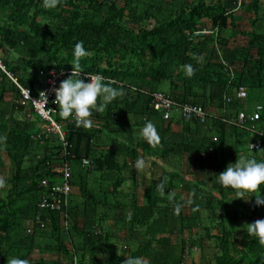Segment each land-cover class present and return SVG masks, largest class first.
<instances>
[{"label": "trees", "instance_id": "16d2710c", "mask_svg": "<svg viewBox=\"0 0 264 264\" xmlns=\"http://www.w3.org/2000/svg\"><path fill=\"white\" fill-rule=\"evenodd\" d=\"M38 1L0 0V14H15L0 25V49L25 54L18 62L1 59L14 79L35 94L42 84L38 71L72 70L74 45L82 40L89 55L81 59V72L100 74L105 83L122 86L125 95L104 111L93 110L91 127L78 125L75 115L64 118L59 108L56 120L65 130L64 144L56 136L34 137L39 116L29 103H19V89L0 71V106L6 104L0 109V134L6 137L0 145L13 170L8 191L4 196L0 192V264H8L12 256L31 264H61L62 255L70 264H122L127 255L141 256L148 264H176L194 244L203 253L201 264H264V242L247 233V223L264 218V205L257 206L254 195L234 198L236 190L217 179L241 153L264 159V0H143L144 9L129 0L121 5L118 0H59L69 7L61 10L40 8ZM203 30L208 33L195 34ZM188 65L195 69L192 75ZM240 90L245 98L237 97ZM158 91L177 105L202 107L205 121L164 120L152 106ZM258 105L260 134L250 131L249 123L237 122L240 112L249 116ZM147 120L156 125L158 143L133 136ZM172 123L180 131H173ZM119 135L139 143L122 144ZM257 139L262 147L250 150ZM155 145L166 158L193 155L196 163L188 170L194 179L167 172L159 163L152 168L146 161L145 169L150 166L158 175L147 176L139 206L134 190L126 195L119 188L134 161ZM83 160L92 166H84ZM65 163L72 188L88 198L79 227L71 192L66 229L59 213H43L38 219L37 207L48 190L42 181L52 186L56 170ZM169 166L178 171L183 163ZM208 167L211 171L200 179L197 172ZM165 178L162 196L157 184ZM207 179L213 189L209 195L204 192ZM182 187L189 190L190 207L176 192ZM177 203L183 205L179 215ZM117 229L124 235L121 251L111 240ZM48 236L55 238L54 246ZM173 236L179 238L175 246Z\"/></svg>", "mask_w": 264, "mask_h": 264}, {"label": "clouds", "instance_id": "9594fccd", "mask_svg": "<svg viewBox=\"0 0 264 264\" xmlns=\"http://www.w3.org/2000/svg\"><path fill=\"white\" fill-rule=\"evenodd\" d=\"M58 3L59 0H43L44 7L49 9L55 8ZM73 54L71 74L61 80L55 89L56 103L60 106V112L64 118L75 115L78 117V125L91 127L93 122L90 117L93 110L104 111L117 97L125 95V90L122 86H114L112 82L105 83L104 78L99 74H85L87 79L81 78V59L89 55L82 40L75 43ZM194 71L195 69L191 65L187 66L188 75H192ZM101 97L102 102L98 103V98ZM140 131L147 141L154 144L159 142V133L151 120L145 121ZM5 139L6 137L0 134V141ZM249 146L252 149L251 145ZM135 166L138 169H143L146 166V161L143 158H138ZM217 179L223 187L236 190L234 198L249 200L254 195L255 204L257 206L264 205V191H262V186H264V159L257 160L255 156L241 153L238 159L229 163L219 173ZM166 180L167 178L157 184V189L162 196L165 195ZM4 186L5 181L0 178V187ZM174 195L173 193L168 198L174 199ZM192 202L189 200V203ZM182 208L183 205L177 203L174 209L175 213L179 215ZM247 224V233L264 242V218L256 219ZM125 257L122 264H148V261L141 256L127 255ZM8 264H31V261L28 258L12 256L8 260Z\"/></svg>", "mask_w": 264, "mask_h": 264}, {"label": "built area", "instance_id": "2783aa9c", "mask_svg": "<svg viewBox=\"0 0 264 264\" xmlns=\"http://www.w3.org/2000/svg\"><path fill=\"white\" fill-rule=\"evenodd\" d=\"M204 33H208V31L203 30L201 32H196L195 34L198 35ZM0 71L4 72L19 89L21 96L19 103L22 105L29 103L32 106L34 112L39 116L41 120V128L34 137L42 138L56 136L57 138H59V140L66 144L65 130L63 128V125L58 120H56V115L59 113L60 106L56 103L55 89L59 86L61 80L65 79L66 76L71 74L72 70L56 68H50L49 70L40 69L38 71V76L42 78V84L41 86H39L35 94L30 88L20 85L14 79L12 74L6 70V67L1 59ZM85 74L88 73L81 72V78L87 79ZM88 75H97V73ZM246 96L247 95L244 90H240L237 92L238 98L242 99ZM152 97V106L154 110L160 112L164 120H170L174 116L180 118L194 117L201 122H204L206 119V113L200 106H192L188 104L177 105L175 102H173V100L167 93L161 91L155 92ZM261 110L262 107L258 105L249 116H246L244 112H240L237 117V122L240 125L249 123L248 129L253 133L260 134V131L256 125V121L259 118V113ZM249 145H251L252 147L251 149L249 146L250 150H259L262 147V141L261 139H257L256 141L251 142ZM83 165L92 166V163L90 162V160H83ZM56 172L58 173V177L56 182H54L52 186H49V182H47L46 180L42 181V184L48 190L41 196L37 204L38 219H40V215H42L43 213H59L62 216V226L66 229L68 227L69 216L68 198L72 192V185L70 184L71 169L69 164L65 163L60 168H58ZM40 224L41 227L45 226L44 221H42ZM73 264H76V262L74 261Z\"/></svg>", "mask_w": 264, "mask_h": 264}, {"label": "rangeland", "instance_id": "374dc122", "mask_svg": "<svg viewBox=\"0 0 264 264\" xmlns=\"http://www.w3.org/2000/svg\"><path fill=\"white\" fill-rule=\"evenodd\" d=\"M129 1L133 5V7L139 6L140 3H142L141 8L143 7V9L146 8V6H147V4L145 2H143V0H129ZM118 2L121 5V2H123V1L122 0H118ZM38 3H39L40 8H44L43 0H39ZM169 7L172 8V5H169ZM61 8L65 9V8H69V7L59 1L58 5L55 8H51V9H53V10H61ZM170 8L167 7L168 10H171ZM30 13L31 14L33 13V9L30 11ZM10 15H12L13 17L15 16V14H10ZM10 15L8 14L7 11L6 12H2L0 14V25L2 23H4V22L9 21L10 20V17H9ZM63 16H67V15L66 14H62V17ZM144 22H145L144 25H148L149 22H150V20L149 19H146V21H144ZM133 25L134 24H132V26ZM136 25H134V26H136ZM23 56H25V54H23V52L21 50H12V49L8 48L7 46H4L3 49L2 48L0 49V59L12 58L13 59V62H18V61L21 60V58ZM38 86H39V84H38ZM4 106H6V104L5 103H2V105L0 106V109L3 108ZM32 117H34V114L31 115V118ZM36 126H37V128H39L38 129V131H39L40 128H41V122L40 121H37L36 122ZM123 138H124V136L123 137H120V139H121L120 142L121 143L124 141V140L122 141ZM2 143L3 142H1V145H0V156L3 157L4 167H3L2 170H0V178H2L5 181V186L4 187H0V189H1L0 192H1V196H4L6 194V192L8 191V187H9L8 186V182H7V179H9V177H10V175H11V173H12L13 170H12L10 161L7 159V155H6L5 150H4V145ZM183 166L184 167H182V166L181 167L184 170H186L187 168L190 167V164L188 162H184ZM133 168H134L133 172H137V173L140 174L141 172L144 171L145 173H147L146 174V178H147V176L149 177V175H151V174H152V177H154V174L156 176L158 175L154 171L149 170L151 168L145 169V167H144L143 169H138V168H136L135 165H134ZM187 171L189 172V170H187ZM128 181H131V180H128ZM175 182H177V178H175L173 180V184ZM211 186H212V183L210 181L208 183H205L204 192H205L206 195H209V193L210 194L213 193V189L211 188ZM72 190H73V196H74V198H73L74 199V203L76 202V206H77V208L75 209L76 210V215H77L75 217V219L80 222V226L79 227H81V223H82V220H83V212L85 210V206H84L83 203L85 202L86 199L88 200V198H85L84 195L81 194V191L78 189V187L73 186ZM139 197H140V195L138 197L136 195V203L137 204L139 202ZM261 213H262V215L264 214V208H262ZM107 230H109V229H107ZM112 236H113V238H111V240L115 244L118 245V248L121 251V247L119 245L120 244L119 241L121 240V237L123 238V236H124L123 233H122V230L121 229H117L116 231H114V234H112ZM47 238H48V241L50 242V244L52 246H54L55 245V238H53V237L51 238L49 236ZM172 239H173V242H174V246H175V244H178L179 238H176V237L173 236ZM192 246L197 247V249H199V246L198 245H192ZM194 252L195 251H192V254H188L184 258H182V262H181V260L179 262V259L180 258H176V264H193V262H195L196 264H200L201 262L200 261L199 262H196L195 261V258H194L195 256L194 257L192 256L194 254ZM120 254H122V253H120ZM172 255H174V254L172 253ZM50 256H52V255H50Z\"/></svg>", "mask_w": 264, "mask_h": 264}, {"label": "crops", "instance_id": "0c3cea01", "mask_svg": "<svg viewBox=\"0 0 264 264\" xmlns=\"http://www.w3.org/2000/svg\"><path fill=\"white\" fill-rule=\"evenodd\" d=\"M170 127L175 132L180 131V129H181V126L177 125L175 123H172V125ZM123 136L124 135H119L118 136V141L119 142L121 140L120 137H123ZM133 136L134 137L138 136L140 139H141V137H143L140 129L135 130V133H134ZM159 137H160V134H159ZM122 141H123L122 144L130 145V146H133V147H136L138 145V143H139L136 138L134 139V138H129V137L128 138L124 137L122 139ZM143 141H147V140L144 139ZM147 142H149V141H147ZM139 158H143L145 161H147V163H149L152 168L156 167V165H154L155 163H159V164L162 165V167H164L165 171H167V172H170V173L176 172V173L180 174V177H185L186 179H190V180L194 179L193 176H192L193 174L191 175L187 171L191 166L189 168H187L186 170H184L182 167H180V169L178 171H176L174 168H171L169 166L170 164H173V165H177L178 168H179L180 164L181 163L184 164V162H188L190 165H191V163H196V158L193 155H185V154L182 155V154H180V158H171L169 156L166 158V157H164L162 155V153L160 152L158 147L155 145V146H152V148L150 149L149 153H145L144 157L140 156ZM136 161H134V162L136 163ZM220 161H221V159H218L217 160V164ZM135 163H134V165H135ZM146 168H150V166H147ZM210 168L211 167H208L207 170H205V171L200 170V171L197 172V174H199V176H200V179H204V176H206L205 174H207V173H209V171H211ZM144 173H145L144 171L141 172L140 174L137 173V172H133V171L126 172L125 175H124L126 177L125 178V182L119 188L123 192V194L130 195V193L134 190L136 195H137V197L140 195L139 202H138L139 206L143 204V195H144L143 194L144 193L143 192V187H144V184L146 183V179H145L146 178V174H144ZM160 175H163V172L160 173ZM128 180H131V181H128ZM209 181L210 180L206 181V183H208ZM197 182H200V181H197ZM188 191L189 190L187 188H184V187H182L181 190H176V192H178L179 196L181 197V200H182L183 205L185 207H190L191 204H192V203H189V200H192V198H191V196H190ZM72 192H73V190H72ZM194 245H198V244H194ZM192 251H195L194 254L192 255L193 257L195 256L194 257L195 261L196 262L200 261L202 263L203 262L202 261V254L203 253L201 252V248L199 247V249H197V247L191 246L189 251L186 252L187 255L188 254H192ZM61 264H70L68 259L65 256H63V255L61 257Z\"/></svg>", "mask_w": 264, "mask_h": 264}]
</instances>
